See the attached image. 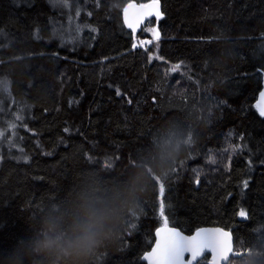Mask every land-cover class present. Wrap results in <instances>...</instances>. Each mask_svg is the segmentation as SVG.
Returning <instances> with one entry per match:
<instances>
[{"label":"trees","instance_id":"1","mask_svg":"<svg viewBox=\"0 0 264 264\" xmlns=\"http://www.w3.org/2000/svg\"><path fill=\"white\" fill-rule=\"evenodd\" d=\"M129 1L0 0V264H70L38 242L84 197L122 208L87 264H145L161 202L185 233L231 230L226 264H264V0H161L138 34Z\"/></svg>","mask_w":264,"mask_h":264},{"label":"snow or ice","instance_id":"2","mask_svg":"<svg viewBox=\"0 0 264 264\" xmlns=\"http://www.w3.org/2000/svg\"><path fill=\"white\" fill-rule=\"evenodd\" d=\"M130 10H132L131 16ZM153 15L157 20L163 15L160 10L159 0H152V3L139 6L134 3H128L123 8V24L135 33L143 20L147 16ZM151 31L154 38L158 39V31L156 29H151ZM140 43L146 47L152 41H141ZM149 59L151 60L153 57L149 56ZM117 95H120L118 90ZM253 107L258 112V115L264 118V90L259 91V98ZM243 186L247 188L248 181H245ZM158 191L159 195L163 197L165 186L161 181L158 183ZM159 212L163 223L155 229V246L143 256V259L148 261V264H201L199 258L204 253L211 254L215 247L223 243L222 238L225 233L230 235L229 231L223 229H200L192 235H184L175 227H169V220L164 214L163 202L160 203ZM238 215L244 218L246 217V212L240 210ZM203 264H207L206 259Z\"/></svg>","mask_w":264,"mask_h":264},{"label":"clouds","instance_id":"3","mask_svg":"<svg viewBox=\"0 0 264 264\" xmlns=\"http://www.w3.org/2000/svg\"><path fill=\"white\" fill-rule=\"evenodd\" d=\"M121 213V206L114 201L81 198L65 220L45 223L46 235L38 248L48 255H60L70 264H87L97 247L113 234Z\"/></svg>","mask_w":264,"mask_h":264},{"label":"water","instance_id":"4","mask_svg":"<svg viewBox=\"0 0 264 264\" xmlns=\"http://www.w3.org/2000/svg\"><path fill=\"white\" fill-rule=\"evenodd\" d=\"M128 3H134V4H136L137 6H139V5H141V4L152 3V0H148V1H146V2H138V1L132 0V1H129ZM128 3H126V4L124 5V7H126ZM159 6H160V10H161V12H162V14H163V10H162V2H161V0H159ZM124 7H123V8H124ZM131 15H132V10H130V16H131ZM122 18H123V9H122ZM153 18H156V17H155L154 15H153V16H147V17L143 20V22L140 24V26L138 27V30H137L135 33H133V32H132L130 29H128L127 27H126V28H127L129 31H131L133 34H138V33L141 32L143 26H144L149 20H151V19H153ZM154 39H155V38H154ZM148 40H150V39L147 38V37H144L141 41H148ZM141 41L136 42V43L134 44V45H136L135 47L141 45V43H140ZM134 45H133V47H134ZM261 90H264V73L262 74V77H261V89H260L259 91H261ZM258 98H259V92L257 93L256 99H255V101H254V105H255V103L257 102ZM160 226H161V225H160ZM160 226H158V227H160ZM169 227H175V226H171V225H169ZM175 228H176L177 230L181 231L182 234H184V235H192V234L195 233V231L200 230V229H208V230H211V229H223V230H225V231H229V232H230V235L227 234V233L224 234V236H223V238H222V239H223V243H221L219 246L215 247V248L213 249V251H212L211 254H210V253H204V255L208 254V256H209L208 264H226V263L229 261V259H230L231 256H238V255H239V252L234 250V238H233V234H232L231 230H229V229L223 228V227H221V226H219V225H212V226L210 225V226H202V227H199V228L195 229L192 233H189V234H188V233L183 232V231H182L181 229H179L178 227H175ZM154 246H155V231H154V242H153L152 246L150 247V249L147 250L146 252L151 251V248L154 247ZM146 252H145V253H146ZM145 253H144V254H145ZM144 254L142 255V260L145 262V264H148V261H146V260L143 259ZM204 255H203V256H204ZM203 256H202V257H203ZM202 257H200L199 259H201Z\"/></svg>","mask_w":264,"mask_h":264},{"label":"rangeland","instance_id":"5","mask_svg":"<svg viewBox=\"0 0 264 264\" xmlns=\"http://www.w3.org/2000/svg\"><path fill=\"white\" fill-rule=\"evenodd\" d=\"M145 37L149 38L152 41V43L148 44L146 47L151 46L157 40V39H154V36L152 34L150 36H145ZM1 87L4 90L7 89V86H6L5 83H2ZM10 126L11 125H0V151H1L2 147H3V145L4 146H8V147L10 145V142H11L10 140L12 138L10 137V135H8V133L6 131V130H10V128H9ZM5 128H6V130H5Z\"/></svg>","mask_w":264,"mask_h":264}]
</instances>
